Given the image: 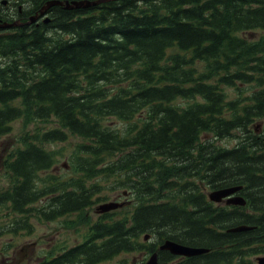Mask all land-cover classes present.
I'll return each instance as SVG.
<instances>
[{"label":"trees","instance_id":"trees-1","mask_svg":"<svg viewBox=\"0 0 264 264\" xmlns=\"http://www.w3.org/2000/svg\"><path fill=\"white\" fill-rule=\"evenodd\" d=\"M61 30L0 34V138L24 122L5 162L0 237L30 233L32 217L76 215L65 224L87 226L84 240L40 264H134L115 259L163 237L211 249L160 252L174 264H254L264 253V127L252 128L264 120V0L112 1L64 15ZM70 134L84 139L74 147L84 178L41 177L57 162L48 145ZM231 135L236 146L218 144ZM99 179L134 190L141 202L131 215L89 216ZM229 185H244L245 206L207 199L204 186ZM151 211L174 225L179 214L187 230H166ZM240 224L256 228L227 232ZM145 232L156 235L150 248Z\"/></svg>","mask_w":264,"mask_h":264},{"label":"rangeland","instance_id":"rangeland-1","mask_svg":"<svg viewBox=\"0 0 264 264\" xmlns=\"http://www.w3.org/2000/svg\"><path fill=\"white\" fill-rule=\"evenodd\" d=\"M45 10V9H44ZM257 36L260 35V31L255 33ZM61 96H58V101H60ZM181 101V100H179ZM113 120V124L118 123L115 119ZM261 122V121H257ZM23 120H16L12 124V131L7 135L3 136L0 139V190L9 184V179L5 176V162L12 150L19 143V136L23 132ZM257 124V123H255ZM46 127H55L56 124L54 122H49L45 124ZM262 126V124H261ZM32 125L28 127V129H33ZM262 129V127H261ZM78 141L77 138L71 137L69 142L66 143H53L48 145V148H53L58 150L57 162L55 167L52 169L50 173H55L59 175L60 181L67 180L68 178H78V173L74 171V167H76V163L74 161V144ZM219 144L226 146H234L237 144V140L235 138H224L219 141ZM48 173H41V177H46ZM63 177V178H62ZM87 183H91L90 180H86ZM101 183V182H100ZM118 192H110L107 189H100V191L94 196V200L100 198V200L93 205L91 209V214L93 218H97L98 214L96 213V208L98 205L109 202L117 199ZM108 196L107 200L103 199V197ZM264 195V193H263ZM121 201V200H119ZM42 203H40L41 205ZM112 204V203H111ZM136 204H133L129 209H132ZM39 205V204H38ZM151 211L148 212L146 218H151L153 214L164 216L165 218H169L168 214L165 215L163 211ZM162 213L163 215H161ZM175 223L178 225L179 232H185L187 227H183L179 223V218L181 217L179 214H175ZM66 218H58L54 221H42L38 219V217H32L31 221L33 223V229L30 233L27 231H22V233L18 236H14L11 234L5 235L0 238V264H34L39 261V258L49 251L57 252L61 248L72 246L74 244L80 243L85 236V230L83 226L75 228H69L66 226L64 220ZM155 222V221H153ZM165 229L173 232L177 229L176 225L172 223L169 219H165ZM82 225V224H81ZM80 226V224H78ZM11 244V246L6 247V244ZM142 252H134L129 255H122L121 257H127L129 260H134L131 263L140 264L141 261L147 257V253ZM257 256H251V259L256 262ZM119 260L116 259V261ZM257 263V262H256Z\"/></svg>","mask_w":264,"mask_h":264},{"label":"flooded vegetation","instance_id":"flooded-vegetation-1","mask_svg":"<svg viewBox=\"0 0 264 264\" xmlns=\"http://www.w3.org/2000/svg\"><path fill=\"white\" fill-rule=\"evenodd\" d=\"M55 1H62L64 3H66L67 1L74 2L75 0H46V1L45 0H0V9L2 10V11H0V22H2L4 20L3 22H5V23H15V25H14L15 27L13 26L12 28L5 29L4 31H2L0 29V31L2 33H9V34H18V33H22V32H23L22 34H29L33 30H36V31L38 30V32L44 31V33L50 37L54 33H60V29L62 26V19H63V16L65 14L72 13V14L77 16L80 13H87V12L91 11L90 9H84V8L79 9V10H70V11L65 10L64 3L63 4H52V5L48 6V4L50 2H55ZM76 1H80V0H76ZM57 5L58 6L60 5V7H58ZM8 9L10 12L8 11ZM42 10H43V13H42ZM80 10H82V11H80ZM12 14L14 15V17ZM53 19H56V20H53ZM5 20H7L8 22ZM57 22H58V24H57ZM23 27H26V28L28 27V28L24 29ZM15 29H16V31H15ZM56 29L58 30L57 32H56Z\"/></svg>","mask_w":264,"mask_h":264},{"label":"water","instance_id":"water-1","mask_svg":"<svg viewBox=\"0 0 264 264\" xmlns=\"http://www.w3.org/2000/svg\"><path fill=\"white\" fill-rule=\"evenodd\" d=\"M102 0H99V1H95V2H76L73 6H69L67 5V8H74V7H86V6H90V5H95V4H98L100 3ZM13 24H0V27H9V26H12ZM240 188H228V189H222V190H218V191H215V192H212L210 194V197L213 199V200H216V201H221L224 197L232 194V193H235L236 191H238ZM229 202L231 203H236V204H242L243 203V200L239 197L237 198H234V199H230L228 200ZM117 205L116 204H112L111 205V208L112 207H116ZM105 209H108L110 208L109 205L107 206H104ZM250 229V227L248 226H238V227H235V228H232L230 229L229 231H243V230H248ZM162 249H169L172 253L174 254H182V255H186V256H194V255H199V254H202L204 252H207L208 249L206 248H196V247H191V246H186V245H183V244H179V243H176V242H173V241H170V240H167L165 242L164 245L161 246ZM259 260V264H264V256L262 257H259L258 258ZM146 264H167V263H160L158 261V255L157 253H154L150 259L148 260V262Z\"/></svg>","mask_w":264,"mask_h":264},{"label":"bare ground","instance_id":"bare-ground-1","mask_svg":"<svg viewBox=\"0 0 264 264\" xmlns=\"http://www.w3.org/2000/svg\"><path fill=\"white\" fill-rule=\"evenodd\" d=\"M46 1V0H45ZM76 1V0H75ZM36 2V1H35ZM124 2V1H123ZM120 3V2H119ZM105 4V3H104ZM112 4H114V3H112ZM117 4V3H116ZM128 4V3H127ZM126 4V5H127ZM36 5V4H35ZM10 6V5H9ZM16 6V5H15ZM14 6V7H15ZM58 6V5H57ZM115 6V5H114ZM48 7V6H47ZM56 7V6H55ZM58 7H60V5L58 6ZM127 7V6H126ZM26 8V7H25ZM49 8V7H48ZM23 9V8H22ZM64 9V8H63ZM62 9V10H63ZM13 10V9H12ZM58 10V9H57ZM0 11H2L1 9H0ZM7 11V10H6ZM8 11H9V9H8ZM80 11H82V10H80ZM87 11V10H86ZM90 11V10H89ZM10 12V11H9ZM13 12V11H12ZM55 12V11H54ZM63 12V11H62ZM75 12V11H74ZM73 12V13H74ZM78 13V12H77ZM76 13V14H77ZM32 14V13H31ZM50 14V13H49ZM53 14V13H52ZM58 14V13H57ZM4 15V14H3ZM2 15V16H3ZM6 15V14H5ZM9 15V14H8ZM13 15V14H12ZM30 15V14H29ZM45 15V14H44ZM55 15V14H54ZM50 16V15H49ZM13 17H14V15H13ZM42 17V16H41ZM21 18V17H20ZM37 18V17H36ZM13 19V18H12ZM25 19V18H24ZM27 19V18H26ZM39 19V18H38ZM58 19V18H57ZM14 20V19H13ZM53 20H56V19H53ZM4 21V20H3ZM2 21V22H3ZM5 21H7V20H5ZM19 21V20H18ZM45 21V20H44ZM8 22V21H7ZM21 22V21H20ZM41 24V23H40ZM57 24H58V22H57ZM42 25V24H41ZM29 26V25H28ZM32 26V25H31ZM15 27V26H14ZM38 27V26H37ZM24 29H27L26 27H23ZM57 28V27H56ZM50 29V28H49ZM52 29V28H51ZM19 30V29H18ZM2 31H4V30H2ZM15 31H16V29H15ZM24 31V30H23ZM28 31V30H27ZM31 31V30H30ZM51 31V30H50ZM54 31V30H53ZM58 30L56 29V32H57ZM13 32V31H12ZM44 32V31H43ZM49 32V31H48ZM0 33H2L1 31H0ZM23 33V32H22ZM27 33V32H26ZM36 33V32H35ZM38 33V32H37ZM64 33V32H63ZM62 33V34H63ZM39 34V33H38ZM42 34V33H41ZM15 35V34H14ZM44 35H46V34H44ZM43 35V36H44ZM53 35V34H52ZM61 36V35H60ZM68 36V35H67ZM33 38V37H32ZM43 38V37H42ZM25 39V38H24ZM27 39H28V37H27ZM37 39V38H36ZM43 40V39H42ZM52 40V39H51ZM26 41V40H25ZM45 43H46V41H45ZM39 44H40V42H39ZM35 46V45H34ZM49 46V45H48ZM17 55V54H16ZM19 56V55H18ZM102 56V55H101ZM15 57V56H14ZM27 57V56H26ZM104 58V57H103ZM24 61V60H23ZM19 62H21V61H19ZM18 67V66H17ZM24 67V66H23ZM22 69V68H21ZM12 70H13V68H12ZM16 70H18V69H16ZM20 71V70H19ZM17 75H18V73H17ZM20 77V76H19ZM18 78V77H17ZM18 80V79H17ZM10 88V87H9ZM16 89V88H15ZM14 90V89H13ZM243 124V123H242ZM243 126V125H242ZM250 140V139H249ZM251 141V140H250ZM145 234H148V235H150V236H153L155 239H156V235H154V233H152V232H145Z\"/></svg>","mask_w":264,"mask_h":264}]
</instances>
